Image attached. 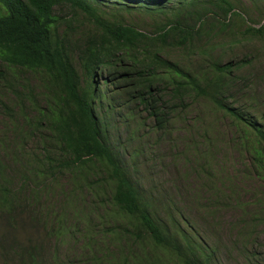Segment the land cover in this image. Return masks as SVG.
Here are the masks:
<instances>
[{
	"label": "trees",
	"instance_id": "trees-1",
	"mask_svg": "<svg viewBox=\"0 0 264 264\" xmlns=\"http://www.w3.org/2000/svg\"><path fill=\"white\" fill-rule=\"evenodd\" d=\"M262 3L0 0V113L12 130L9 138L0 128L3 264H220L219 246L185 227L175 200L139 173L144 150L130 126L169 137L188 108L202 105L230 121L235 145L264 182V121L235 96L242 80H264L252 74L264 55ZM64 5L79 16L59 15ZM210 155L201 164L209 180ZM87 191L94 200L81 208ZM223 195L216 206L231 204ZM69 243L75 256L62 260L59 247Z\"/></svg>",
	"mask_w": 264,
	"mask_h": 264
},
{
	"label": "rangeland",
	"instance_id": "rangeland-1",
	"mask_svg": "<svg viewBox=\"0 0 264 264\" xmlns=\"http://www.w3.org/2000/svg\"><path fill=\"white\" fill-rule=\"evenodd\" d=\"M57 11L66 18L79 16V11L68 5L59 7ZM134 19L138 22L142 21L139 16H135ZM259 19L258 12L250 13L248 23L257 24ZM254 46L257 47L258 43H252L251 48ZM243 49L244 45H241L236 50V55ZM258 59V63L252 68V74L264 73V55H259ZM242 74L246 75V72L243 71ZM242 83L245 86L241 84L242 89L235 96L244 106H256V116L264 121V80H242ZM251 94L254 95V99ZM198 113L201 114L197 116ZM183 116L184 118L176 121L173 133L164 138L152 132L148 125L139 126L138 121L131 123V131L138 133L135 143L144 150L139 173L144 174L145 182H149L148 185L157 184L175 200L190 220L189 224L183 221L185 227L190 225L196 227L209 239V242L219 246L220 264H264L263 180L248 167L250 161L246 158V153L242 154L235 145L234 131L230 129V121L224 115L205 111L204 106L198 105L188 108ZM1 118L0 128L7 131V135L11 138L10 120L4 115ZM208 125L214 128L210 132L206 131ZM191 128L194 129L192 133L189 132ZM206 134L213 140L211 150L205 143ZM124 140L123 137V143ZM209 152H213V156L210 155L213 161H209L213 168V174H209L210 180L201 167V164H207L205 155ZM17 177L19 174L14 172V178ZM14 181L20 184L18 180ZM231 185L236 188L235 193H231L228 189ZM217 187L220 189L218 190ZM69 188L68 185L64 190ZM59 189L60 185L55 187L49 201L55 206L59 205L62 198ZM223 193L230 199L231 204L216 206L214 204L216 198H220L221 203L224 198ZM93 195L87 191L84 193L85 203L79 205L78 202V205L85 208L94 200ZM236 199L244 203V210L235 204ZM251 201L262 203L263 207L250 205ZM160 208L162 207L158 204V209ZM257 214H260V219L252 217ZM20 237L25 238L26 235ZM53 245L49 244L47 248L53 249ZM70 246L75 247L72 243L59 247V256L62 260L65 257L75 256V248ZM0 264H3L1 256Z\"/></svg>",
	"mask_w": 264,
	"mask_h": 264
}]
</instances>
